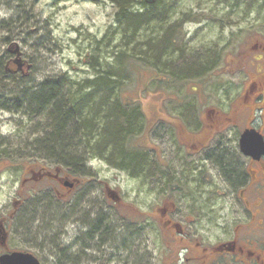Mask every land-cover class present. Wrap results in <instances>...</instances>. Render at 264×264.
<instances>
[{
  "label": "flooded vegetation",
  "instance_id": "af4514ba",
  "mask_svg": "<svg viewBox=\"0 0 264 264\" xmlns=\"http://www.w3.org/2000/svg\"><path fill=\"white\" fill-rule=\"evenodd\" d=\"M227 58L228 72L244 80L226 109L195 103L176 105V113L153 109V125L145 130L159 144L144 157L155 204L145 220L138 213L116 214L107 204H122L106 187L111 198L101 200L103 214L94 215L86 198L75 220L26 214L28 207L16 201L0 217V258L21 253L39 264H264V38L251 36ZM11 66L8 60L7 70ZM131 170L121 171L140 180ZM32 171L28 175L50 191L36 202L47 201L56 211L68 201L63 192L85 185L57 167H40L36 176ZM82 174L91 176L88 165ZM21 209L27 235L16 237ZM34 217L37 234L31 235L27 221ZM143 234H151L150 244Z\"/></svg>",
  "mask_w": 264,
  "mask_h": 264
},
{
  "label": "rangeland",
  "instance_id": "374dc122",
  "mask_svg": "<svg viewBox=\"0 0 264 264\" xmlns=\"http://www.w3.org/2000/svg\"><path fill=\"white\" fill-rule=\"evenodd\" d=\"M222 1L165 0L166 6L158 10L162 14L170 10L176 12L175 17L168 13L166 21L162 23L166 25H158V21L150 24L154 39L157 26L166 28L170 26L168 24L176 22L170 18L175 20L179 17L180 22L174 26V31L180 40L172 46H175V51H183L182 58H187L185 63L190 59L199 65L198 62L203 58L210 63L212 60L217 61L211 72L203 74V79L171 78L163 69L157 71L153 67L152 70L144 65H139L131 75L124 71V80L119 84L121 99L137 104L145 120L142 134L131 142H125L121 154L129 156L136 152L141 155L140 180H133L125 172L113 168L109 165L112 159L106 163L103 159L93 158L88 162L92 178L83 177L82 170L75 175L67 169L62 170L69 178L76 177L85 185L80 186L76 193L63 192L62 199L68 201L62 203L60 211H56L47 201L37 205L36 199L42 197L44 200L45 194L49 195L50 191L46 183L35 182L32 174L28 175V170H33L36 176L40 167L51 171L55 168L51 162L39 159L41 156L37 154V148L32 147L36 138L34 135L38 137L44 133L42 128L47 124L46 118L42 116L40 123L30 122L25 113L26 107L15 109L11 100L15 95L19 96L20 91L40 85L48 78L67 80L74 85L92 79L96 72L91 69L89 62L94 48L101 54L100 58H106V61H110V52L114 51L116 10L109 0H0V152L7 146L11 147L7 151L11 160L0 159V217H6L7 212L12 210V204L18 201L19 206L25 204L28 207L26 214L34 213L38 217L44 216L46 220H49V216L59 214L62 218L75 220L82 214L79 212V201H85L86 198H90L93 203L92 213L101 215V200L111 198L104 190L106 187L119 197L122 204L119 206L114 200L107 204L116 214H140V219L145 220L142 215L150 213L155 204L150 159L144 157L147 152L151 155L150 149L158 143L145 130L153 125V109L162 108L166 112V108L170 110L168 113H176L173 111L178 108L176 105L186 103H195L203 108L226 109V104L238 97L240 83L244 80L228 72L226 62L230 60L227 58L229 52L251 36L264 38V4L257 3L250 7L253 0H241L242 6H239V0H230L228 3ZM237 5L239 7L235 8ZM16 48L17 54L14 53ZM8 60L12 61L10 71L6 68ZM175 68L173 70L178 77L183 76L181 66ZM6 81L11 84L16 81L17 89L11 90ZM119 160L118 163L123 164L124 158ZM14 224L18 231L16 237L27 235L24 233V222L14 220ZM37 225L34 222L31 235L37 234L34 229ZM16 240L10 239L12 246L17 244ZM151 240V234H143V242L150 244ZM69 258L67 255L66 259Z\"/></svg>",
  "mask_w": 264,
  "mask_h": 264
},
{
  "label": "trees",
  "instance_id": "16d2710c",
  "mask_svg": "<svg viewBox=\"0 0 264 264\" xmlns=\"http://www.w3.org/2000/svg\"><path fill=\"white\" fill-rule=\"evenodd\" d=\"M109 1L116 10L114 16L116 28L113 36L116 44L114 51L110 52V61L100 58L101 54L94 48L89 62L91 69L96 72L92 79L74 85L67 80L48 78L40 85L31 86L27 91H20V95H15L11 103L15 109L25 106V113L30 122L40 123L45 116L47 124L42 128L44 133L38 137L34 135L36 138L32 145L37 148L36 152L42 161L51 162L54 167L67 169L75 175L77 171L82 170L85 160L99 158L110 163L112 159L109 165L113 168L127 171L129 167H134L132 170L137 177L142 157L123 156L122 145L129 142L132 137L142 134L145 116L137 104L123 102L121 99L119 84L124 80V71L131 75L139 65H144L152 70L153 67L157 71L163 69L171 78H201L206 72H211L217 61L212 60L210 63L208 59L199 58L198 61L201 60L198 62L199 65L190 59L185 63L187 58H182L183 51L179 49L175 51L173 49L175 46H172L180 40L174 31V26H178L180 22L179 17L175 20L170 18L177 23L168 24L170 26L166 28L157 26L154 31L156 38L153 39V28L150 29V24L158 21V25H166L162 23L166 21L168 13L175 17L176 12L172 13L170 10L162 14L158 10L166 6L165 0ZM239 2V6H242L241 0ZM257 3L264 4V0H253L249 6H255ZM176 66H181L183 76L178 77L174 72ZM3 72L2 70L1 74ZM121 77L123 78L119 80ZM6 83L11 90L17 89L16 81L12 84L7 81ZM5 148L0 152V159L11 160L7 153L11 147ZM121 156L124 158L123 164L118 163ZM37 205L39 206V203ZM24 214L25 212L23 214L19 212L18 221L24 222ZM36 221L35 217L27 221L30 230Z\"/></svg>",
  "mask_w": 264,
  "mask_h": 264
},
{
  "label": "water",
  "instance_id": "95a60500",
  "mask_svg": "<svg viewBox=\"0 0 264 264\" xmlns=\"http://www.w3.org/2000/svg\"><path fill=\"white\" fill-rule=\"evenodd\" d=\"M15 53H18V49H15ZM17 57H19L17 55ZM18 65L19 62L15 61ZM0 264H39L38 261L31 255L13 253L11 255H5L0 258Z\"/></svg>",
  "mask_w": 264,
  "mask_h": 264
},
{
  "label": "bare ground",
  "instance_id": "6f19581e",
  "mask_svg": "<svg viewBox=\"0 0 264 264\" xmlns=\"http://www.w3.org/2000/svg\"><path fill=\"white\" fill-rule=\"evenodd\" d=\"M88 162H89V160H85V161H84L83 166H82V169L85 168V167H87ZM90 173H92V172H90ZM89 175H90V174H89ZM89 175H83V177H86V178H92V174H91V176H89Z\"/></svg>",
  "mask_w": 264,
  "mask_h": 264
}]
</instances>
